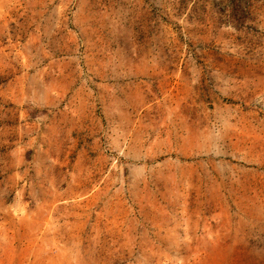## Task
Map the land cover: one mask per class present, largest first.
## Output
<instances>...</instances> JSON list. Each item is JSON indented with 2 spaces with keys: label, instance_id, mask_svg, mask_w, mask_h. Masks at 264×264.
Segmentation results:
<instances>
[{
  "label": "rangeland",
  "instance_id": "374dc122",
  "mask_svg": "<svg viewBox=\"0 0 264 264\" xmlns=\"http://www.w3.org/2000/svg\"><path fill=\"white\" fill-rule=\"evenodd\" d=\"M0 264H264V0H0Z\"/></svg>",
  "mask_w": 264,
  "mask_h": 264
}]
</instances>
